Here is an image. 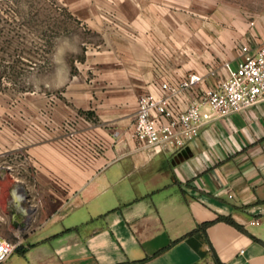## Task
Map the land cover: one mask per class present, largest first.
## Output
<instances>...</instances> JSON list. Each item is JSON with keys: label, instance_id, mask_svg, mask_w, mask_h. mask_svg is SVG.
<instances>
[{"label": "crops", "instance_id": "0c3cea01", "mask_svg": "<svg viewBox=\"0 0 264 264\" xmlns=\"http://www.w3.org/2000/svg\"><path fill=\"white\" fill-rule=\"evenodd\" d=\"M128 2L104 48L112 58L78 104L98 116L87 130L103 151L84 162L68 140L0 134V236L18 243L5 264H264V99L179 150L139 148L129 132L158 74L153 52L210 44L192 42L200 26L169 0ZM161 62L227 74L225 64Z\"/></svg>", "mask_w": 264, "mask_h": 264}, {"label": "rangeland", "instance_id": "374dc122", "mask_svg": "<svg viewBox=\"0 0 264 264\" xmlns=\"http://www.w3.org/2000/svg\"><path fill=\"white\" fill-rule=\"evenodd\" d=\"M169 2L200 26L192 42L210 46L154 51L156 62L180 58L220 67L242 42L264 39V0ZM133 6L128 0H0V134L71 141L88 129L87 119L96 125L95 111L78 104L112 58L105 49L118 37L116 13Z\"/></svg>", "mask_w": 264, "mask_h": 264}, {"label": "built area", "instance_id": "2783aa9c", "mask_svg": "<svg viewBox=\"0 0 264 264\" xmlns=\"http://www.w3.org/2000/svg\"><path fill=\"white\" fill-rule=\"evenodd\" d=\"M225 68L226 75L216 68L208 74H179L158 60L152 89L138 97L129 132L139 148L150 153L179 150L196 139L207 124L264 99V39L242 42L236 67L227 61ZM207 76L213 78L211 84L206 83ZM70 143L84 162H90L105 148L104 141L90 130ZM17 245L0 236V264L6 263Z\"/></svg>", "mask_w": 264, "mask_h": 264}, {"label": "trees", "instance_id": "16d2710c", "mask_svg": "<svg viewBox=\"0 0 264 264\" xmlns=\"http://www.w3.org/2000/svg\"><path fill=\"white\" fill-rule=\"evenodd\" d=\"M224 219L227 220V221H229V222H231V223L236 224V223L234 222V220H232L230 217H224ZM210 223H211V221H208V222H204V223H202V224H201L196 230H194L193 232H195V231H197V230H199V229H202L203 231H205L206 228H207V226H208ZM193 232H191V233H193Z\"/></svg>", "mask_w": 264, "mask_h": 264}]
</instances>
